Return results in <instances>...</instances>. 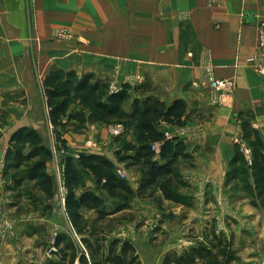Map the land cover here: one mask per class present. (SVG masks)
Here are the masks:
<instances>
[{
    "label": "crops",
    "instance_id": "1",
    "mask_svg": "<svg viewBox=\"0 0 264 264\" xmlns=\"http://www.w3.org/2000/svg\"><path fill=\"white\" fill-rule=\"evenodd\" d=\"M259 19H264V0H0V108L12 111L9 120L27 122L22 109L23 92L31 94L34 105L40 106V78L32 71L35 64L32 51L37 53L36 63L43 74L61 68L72 71L74 77L92 75L100 80L110 79L120 87L128 78L138 77L140 82L126 89L129 98L122 106L127 114L134 111L135 102L145 99H156L166 110L179 107L174 110L178 117L159 120L155 128L183 146L186 157L180 156L176 167L186 187L178 192L187 197L189 205L169 202L157 190L165 206L171 209L172 216L168 218L151 200L134 196L137 201L130 203L131 208L127 206L100 221L103 226L108 224L110 242L120 241L118 252L122 243L132 245L140 264H148L149 258L160 264L164 251L159 249L163 248H147L150 237L159 235L143 233L145 220L152 224L160 222L159 233L167 230L164 240L172 243L185 235L179 230L182 225H205L212 221L221 224L229 216L237 222L234 230L238 232L237 239L250 242L246 243L244 253L252 251L245 258L234 250L239 264H264V251L260 248L264 243V211L260 209L264 196H255L254 204L260 211H254L250 206L253 199L239 190L234 145L242 126L248 123L257 133L264 155V74L255 70V65H264V59L255 60L254 64L248 62L256 58ZM57 29L70 32L73 40L52 41L51 35ZM35 42L42 43L39 54ZM28 43H32L29 54ZM213 78L231 79L234 89L229 94L212 90L209 81ZM5 96L10 99L8 105L1 104ZM68 108L67 116L80 111L78 106ZM43 117L40 108L31 120ZM68 121L72 127L79 124L73 119ZM110 133L109 127L97 123L89 125L83 134L67 135L76 153L74 157L79 153L104 156L113 163L116 173L125 171L127 177L128 162L117 161L118 149ZM124 137L129 143L131 137ZM88 141L93 143L92 149H84ZM3 150H0V224L5 222L8 226L3 224L0 228V264H27L26 261L42 264V258H35L40 253L38 245L42 244L34 246L38 239L35 226L51 236L75 232L70 223V227H65L63 209H53L51 217L43 215L46 206L59 205L55 198L44 200L40 209L21 213L19 208L25 201L14 191L15 184L2 174ZM135 169V183L129 184L133 192L138 189L142 175L140 167ZM91 179L85 186H79V193L100 192L93 176ZM249 184L253 190L254 182ZM100 193L106 196L105 191ZM114 207L113 199L110 209ZM79 214L94 221L98 216L85 208ZM219 230L224 234L222 227ZM190 236L196 238L193 233ZM172 245L167 247L175 249ZM80 255L77 254L74 264H79ZM85 256L88 257L86 251ZM65 260L68 264V258Z\"/></svg>",
    "mask_w": 264,
    "mask_h": 264
},
{
    "label": "trees",
    "instance_id": "2",
    "mask_svg": "<svg viewBox=\"0 0 264 264\" xmlns=\"http://www.w3.org/2000/svg\"><path fill=\"white\" fill-rule=\"evenodd\" d=\"M61 73L63 72H58V76ZM66 74L67 76L69 75L68 73ZM93 78L92 75L85 76L83 81H81L78 77H75V79L69 77L65 82L68 86L75 81V87L72 90L70 87H64L61 91H58L48 86V107L50 109L51 124L54 127L61 126L62 117H67L68 120L83 119L82 115L78 113L74 116H67V107L71 102L69 92L82 93V96H79L83 100L91 102L93 107V112L89 119L91 122L97 121L107 125L108 123H119L123 126L129 120H137L140 124V132L136 140V146L124 143V147L132 150L131 152L134 155H124L120 160L127 161L130 166L140 167L142 175L138 189L133 192L129 184L119 178L113 163L104 156L95 153H79L77 158H73L67 155L64 157L63 168V178L66 187L65 210L73 230L80 236V243L84 245L88 254L87 260L85 254L81 253L78 257L79 264H139L134 248L129 243H122L123 245L119 252V240H111L109 247H106L104 231L98 229L96 224L110 216V214H115L125 209L128 206V200L133 196L152 198V194L156 190L169 202L185 206L189 205L187 197L181 196L178 192L180 188L186 187L176 167L177 159L180 156L186 157V155H183V146L180 143L166 139L155 128L159 120H171V117L174 116V110L176 111L179 107L175 105L166 110L165 106L156 99H145L141 101L143 103L142 108L139 106V101H137L134 104V111L131 114H127L123 110L122 103L129 98L128 91L123 90L120 93L109 94L107 92V80L96 79L91 83ZM137 89H135L136 92ZM95 93L97 97H94ZM175 114L178 115L177 113ZM246 128L247 126L244 127V133ZM249 132L245 133L242 139L247 147L251 149L250 163L244 160L243 163L245 162V166L252 171L251 177L254 179L253 190L256 196L262 198L264 196V155L261 151L260 143L257 144L250 141L252 140L250 137L253 131ZM254 134L258 140L257 133ZM26 135L40 141L34 132H27ZM154 143H159L158 152L151 151V145ZM238 150H236V153L241 152ZM36 152L43 154L44 160L34 164V170L40 172L34 178L39 180L40 185L46 186L45 191L49 198L52 196L51 177L45 173L44 164L50 158L51 153L40 142L36 147ZM159 161H162V164ZM82 174L93 176L98 190L100 192L105 191L106 196L100 192L93 193L90 190H84L76 194L75 189L81 186ZM236 177H238L237 173ZM14 184L18 187L16 182ZM110 198L114 199L115 207L107 211L106 203ZM115 199H118V201H115ZM81 208L93 210L98 215L91 226H88L82 215L79 214ZM84 233H87L88 236H83ZM54 244L58 248L56 257L63 261L68 258V264H74L78 254V247L74 242L69 240L66 235H57L54 239ZM235 256L233 240L226 239L223 235L216 236L212 229L204 236L202 241L197 242L196 246L189 247L180 254L176 252L166 254L163 257V264H232Z\"/></svg>",
    "mask_w": 264,
    "mask_h": 264
},
{
    "label": "rangeland",
    "instance_id": "3",
    "mask_svg": "<svg viewBox=\"0 0 264 264\" xmlns=\"http://www.w3.org/2000/svg\"><path fill=\"white\" fill-rule=\"evenodd\" d=\"M57 30H54L53 33ZM52 38L53 34L51 35ZM73 40L72 39H54L52 41L57 42V43H66V42H71ZM78 41H82L80 39H77ZM76 40V41H77ZM29 45H32V43H28L26 44V47L28 48L27 53L29 54L30 51H32L31 48H29ZM35 48L37 49L38 54L41 52L42 50V43L41 42H35L34 43ZM34 51H32V54H35L34 57V67H32V71H34L35 73H37V76L40 78L39 79V94L41 96V99L39 98V107H36V105H34V99L32 98L31 94H25V92H23L25 99L23 101V106L22 109L25 110V116H26V120L27 122H18L9 120V118H11V114L12 111L9 112L7 110H3L2 108H0V150H3V158H4V166L2 169V174L4 173L5 175V179H9L10 182H16L17 186L16 188H14V191L19 192V196L22 198L23 201H25V203H22L21 208V213L22 214H26L29 210L34 211L37 208H41L43 207V201H49V200H55L58 202V206L55 205V203H53V205H49L46 206V208L44 209V213L43 215L45 216H49L51 217V211L55 208H61L63 209L62 212L65 216L64 218V223H65V227H70L71 223L69 220L68 215L66 214V210H65V195H66V187L64 184V157H66L67 155L72 156L73 158L76 153H73L72 148L69 145V138H68V132H74V133H78V134H83L89 127V125L92 124H97V123H102V122H97V121H90V117L91 114L93 112V107L91 105V102L85 101L83 100L79 95H81L82 93H73V92H69L70 93V99L71 102L68 105L71 106L73 105L74 107H79V110L77 113L82 115L83 119H73L75 122H78L79 124L77 125V127H72L70 121H68V119L66 117H62L61 120V126L59 127H54L53 124H51L50 122V115H49V107H48V93H47V88L48 86L56 89V90H60L63 89L64 87H70L71 90L72 88L75 87V81H73V83H70V85H66V80L71 77L74 78V75L72 77V71H65L63 69H51L49 72H45V74L42 73V69L40 67V65L36 60V56L37 53H33ZM63 72L61 73V75L58 76V72ZM68 73L69 75L67 76ZM85 76L79 77L78 79L83 81ZM97 78H93L91 83H93L94 80H96ZM107 80V84H108V88H107V92L109 94H114V93H120L123 90L128 89L129 87H134V85H136L138 82H140V79L138 77L133 78L130 77L127 79V83H123L121 85V87L117 84L113 85L112 81L110 79H106ZM90 83V84H91ZM126 87V89H125ZM127 91V90H126ZM98 93V92H97ZM96 93L94 94V97ZM1 96V94H0ZM82 96V95H81ZM10 102V99L5 96L4 99L1 101L2 105H8V103ZM35 106V107H34ZM141 108L143 107V103L140 102ZM67 107V108H68ZM40 108L43 111L44 117L42 119H37V120H31L34 117V114H36ZM69 109V108H68ZM77 115V114H75ZM178 115H176L174 113V116H172L173 118H176ZM31 120V121H30ZM104 124V123H102ZM119 123H108L105 124L107 127H109V131L111 130V137L114 138L112 140V142L114 143V147L117 148L118 150L115 151L116 153V159L117 161H120L122 163L127 162V161H123L120 160L124 155H132V150L130 149H126L124 147V143H127V138L124 137L125 135H129L130 138V144L134 143L137 144V139H138V134L140 132V124L139 122H137V120H129L127 124H123L124 127V132L122 135L114 137L112 136V128L115 127L116 125H118ZM120 125V124H119ZM122 125V124H121ZM247 126L245 133H250L249 131H251L252 129L250 128L248 123H245V125L242 126V130L240 131V135H238L236 138L239 139L240 144L235 143V149L236 150H240L242 152L241 147H245L247 146L246 143L243 141L242 136L245 134L244 133V127ZM249 127V128H248ZM253 131V130H252ZM27 132H34L38 138L40 139V141L34 139L33 137H28L26 135ZM253 136L251 135V139L250 141L259 144L260 141L259 139L257 140L255 138V134L254 131L252 132ZM86 134V133H85ZM87 138V137H86ZM235 138V139H236ZM42 144L44 147L48 148V150L51 153L50 158H48V160L45 161L44 164V170L45 173L47 175H49L51 177V185H52V196L51 197H47L45 188L46 186H42L39 184V180L37 178H34L35 175H37L38 171L34 170V164L38 161L44 160V156L43 154L37 153L36 152V147L39 144ZM93 143H89L84 149H90ZM136 146V145H135ZM92 149V148H91ZM238 150V151H239ZM236 153L237 155V161L236 164L237 166V181L239 183V190L243 193L248 194V197L253 199V204H251L250 206L252 207V209L258 210L260 211L258 208V206L255 203V192L254 190H252L251 185L249 184V181H253L254 179H252L251 177V170L249 168H247L245 166V162L247 161L245 155L243 153ZM243 154V155H242ZM243 160L245 161L243 163ZM126 167L128 168L127 170H129L130 172L128 173V176L124 178V180L126 182H128V184H133L134 182V174L133 172L136 170L134 168V166H130L128 163H126ZM125 167V168H126ZM234 173L231 174V176ZM229 176H226V184H230V179ZM90 181H92L91 176H88L86 174H82L81 175V186H85L87 183H89ZM185 188V187H183ZM182 189V188H180ZM179 189V190H180ZM236 189V188H235ZM13 191V190H12ZM80 191V189H79ZM78 188L75 189V193L78 194L79 193ZM239 191V194H242ZM228 193H230V191H228ZM18 197V196H17ZM20 198V199H21ZM137 197H132L128 200V206L131 208L132 206H130L131 202H134ZM144 199H148L151 200L152 202H154L155 205H157L160 210H162L164 212V215L168 218H171L172 216V212L171 209L167 206H165L164 201H162L161 197L159 196V193L157 192V190L155 191V193L152 194V198H144ZM19 200V197H18ZM113 205V199L110 198L108 200V202L106 203V208L110 209L111 206ZM260 209H262V212L264 211V205L260 204ZM224 210H227V208L225 207ZM54 217L56 218V214L54 213ZM84 221L87 222L88 226H91V224L94 222V219L92 218H85L84 216H82ZM154 219V218H153ZM145 224H143L144 220L142 221L141 224L145 225L142 226L144 229H142L143 233H152V235L154 233H158L159 236H157L156 238H151L150 240L147 241V243L149 244L147 246L148 249L151 250H155V249H159V248H163V249H159L164 251L163 253V257L166 254H171L172 252H176L177 254H180L182 251L187 250V248L192 247V246H196L197 242L202 241L204 239V236L209 233V231H211L212 229L214 230V233L216 236L218 235H223L226 239H231L234 240L233 242V250H236L238 254L242 255L241 257H249V253L252 252L251 250L248 252L244 253V250L246 245L249 244V241H245V238L242 239L243 241H240L237 239V235L238 232L234 231L235 230V226H236V221L233 220L231 217L226 216L225 220L223 222H214L212 221L211 223H206L205 225H198L195 224L194 226H192L191 224H188L187 226L182 225L179 230H181V232H183V237L182 238H178L179 240H175L172 243H166L165 242V238L167 237V230L165 234H163L165 231L163 230V233H159L160 229L162 230L161 227H159V223L156 224H152V222L150 223L148 220H145ZM172 221V219H171ZM176 221V220H175ZM70 223V225H69ZM104 222H100L99 224H96V227L105 230L106 232L104 233L105 236V244L107 247V243H110V236L108 235L109 230L106 229V227L108 228V224L106 226ZM151 225V227H150ZM141 226V225H140ZM222 227V230H219L220 227ZM37 228H35V232L38 235V239L37 241H35L34 246L38 243H41L40 245H38L40 247V253L39 255H37L35 258L37 259H41L42 258V264H66V260L63 261L61 259H58V257H56V255H52L51 258H49L48 260H46L44 254H45V250L49 247L48 245H50V242L53 241L57 235L55 236H51L50 235H46L45 234V230L41 229L39 226H35ZM72 227V226H71ZM192 227V229H191ZM26 229L30 230V227L27 225ZM71 230V229H70ZM73 230V228H72ZM71 230V231H72ZM230 233V235L228 237H226V234L228 231ZM218 231V232H217ZM75 234L73 235V233L71 232H65V233H60L59 235H66L67 237H69V240H71L72 242H74V244L78 247V253H84L85 254V247L83 245V247L81 245H79L80 243V236L77 235L76 231L74 230ZM200 232L202 233V235L200 234ZM217 232V233H216ZM2 233V232H0ZM194 234L196 236V238L191 237V234ZM232 235V236H231ZM83 236H88L87 233H84ZM231 236V237H230ZM79 242V243H78ZM247 243V244H246ZM263 243V242H262ZM81 244V243H80ZM173 244V245H172ZM168 245H172L173 248L175 249H170L169 247H167ZM159 247V248H158ZM169 248V249H168ZM235 248V249H234ZM261 250L264 251V243L260 246ZM167 249V250H166ZM135 251V250H134ZM168 251V252H167ZM44 252V253H43ZM235 252V251H234ZM106 253V252H105ZM41 254H43V256H41ZM236 255V252H235ZM162 257V258H163ZM149 258V257H148ZM160 258V257H159ZM54 259V260H53ZM56 259V260H55ZM88 259V257H87ZM164 259V258H163ZM41 261V260H40ZM139 261V260H138ZM160 261V259L158 260ZM27 264H31V262L26 261ZM239 258L236 259V256L234 258V261L232 262V264H239ZM140 264V262H139ZM148 264H156V259H148ZM160 264H163V260L160 262Z\"/></svg>",
    "mask_w": 264,
    "mask_h": 264
},
{
    "label": "built area",
    "instance_id": "4",
    "mask_svg": "<svg viewBox=\"0 0 264 264\" xmlns=\"http://www.w3.org/2000/svg\"><path fill=\"white\" fill-rule=\"evenodd\" d=\"M258 25V36H257V41H258V45H257V50H256V58H252L250 60H248L249 63L254 64V61L258 60V59H264V19H259L257 22ZM53 37L54 39H72V35L70 32H68L65 29H59L58 31H55L53 33ZM255 70L257 72H260L262 74H264V65H255ZM209 85L210 88L212 90H216V91H221L224 93H228L231 92L234 88V84L233 81L231 79H211L209 81ZM124 132V127L120 124L116 125L115 127L112 128V136L117 137L122 135ZM166 139H169V136L167 134H164ZM235 143L240 144L239 139H235L234 140ZM158 148H159V143H154L151 145V151H155L158 152ZM242 149V153L245 155L247 162L250 163V157H251V149L248 148L247 146L245 147H241ZM117 175L119 176L120 179L124 180V178L126 177V173L125 171H120L117 173ZM4 226H8V224H6L5 222L3 223ZM3 224H0V228L3 227ZM49 247L45 250V258L46 260H48L49 258H51L52 255H56L58 254V248L56 247V245L54 244V240L50 242V245H48Z\"/></svg>",
    "mask_w": 264,
    "mask_h": 264
}]
</instances>
